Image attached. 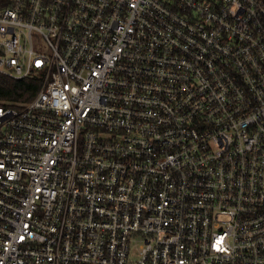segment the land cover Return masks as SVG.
<instances>
[{"label": "built area", "instance_id": "2783aa9c", "mask_svg": "<svg viewBox=\"0 0 264 264\" xmlns=\"http://www.w3.org/2000/svg\"><path fill=\"white\" fill-rule=\"evenodd\" d=\"M0 73V264H264V0H0Z\"/></svg>", "mask_w": 264, "mask_h": 264}, {"label": "trees", "instance_id": "16d2710c", "mask_svg": "<svg viewBox=\"0 0 264 264\" xmlns=\"http://www.w3.org/2000/svg\"><path fill=\"white\" fill-rule=\"evenodd\" d=\"M36 78L13 79L0 73V105L19 106L29 101L37 92Z\"/></svg>", "mask_w": 264, "mask_h": 264}, {"label": "rangeland", "instance_id": "374dc122", "mask_svg": "<svg viewBox=\"0 0 264 264\" xmlns=\"http://www.w3.org/2000/svg\"><path fill=\"white\" fill-rule=\"evenodd\" d=\"M138 243L136 242L134 245L131 246V251H130V257L132 259H136L137 258V252L136 249L138 248Z\"/></svg>", "mask_w": 264, "mask_h": 264}]
</instances>
